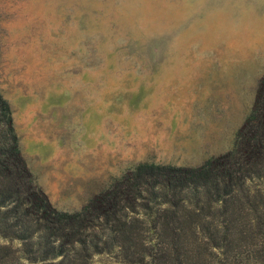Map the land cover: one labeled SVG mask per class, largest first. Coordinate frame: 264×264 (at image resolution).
<instances>
[{
	"label": "rangeland",
	"instance_id": "374dc122",
	"mask_svg": "<svg viewBox=\"0 0 264 264\" xmlns=\"http://www.w3.org/2000/svg\"><path fill=\"white\" fill-rule=\"evenodd\" d=\"M263 74L264 0H0V92L60 210L140 162L226 152ZM91 264L137 263L113 250Z\"/></svg>",
	"mask_w": 264,
	"mask_h": 264
},
{
	"label": "trees",
	"instance_id": "16d2710c",
	"mask_svg": "<svg viewBox=\"0 0 264 264\" xmlns=\"http://www.w3.org/2000/svg\"><path fill=\"white\" fill-rule=\"evenodd\" d=\"M0 264H264V74L235 141L198 166L140 162L77 210L30 171L0 92ZM16 244V245H15Z\"/></svg>",
	"mask_w": 264,
	"mask_h": 264
}]
</instances>
